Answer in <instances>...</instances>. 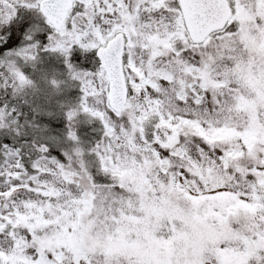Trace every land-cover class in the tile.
Wrapping results in <instances>:
<instances>
[{
    "label": "snow or ice",
    "instance_id": "1",
    "mask_svg": "<svg viewBox=\"0 0 264 264\" xmlns=\"http://www.w3.org/2000/svg\"><path fill=\"white\" fill-rule=\"evenodd\" d=\"M18 7L94 54L72 76L102 135L95 173L0 153V264H264V0H0V24Z\"/></svg>",
    "mask_w": 264,
    "mask_h": 264
},
{
    "label": "rangeland",
    "instance_id": "2",
    "mask_svg": "<svg viewBox=\"0 0 264 264\" xmlns=\"http://www.w3.org/2000/svg\"><path fill=\"white\" fill-rule=\"evenodd\" d=\"M28 13L32 18L29 23L16 21L18 12ZM38 13L35 10H29L24 7H18L15 17L7 24H0V153L6 149L16 152L20 159V148L14 146L10 141L12 136L22 137V150L36 149L38 144L41 147H63L69 146L71 150H66L69 155H74L72 148L74 145H82L84 141L78 136L84 123H91L90 120L85 119L84 116L90 117L88 114L80 111L79 105L82 96L79 81L73 79L72 73L78 70L71 62L59 64V55H64L59 51L53 52L48 50V36L49 30L44 23L42 17H37ZM10 26L13 31L11 38V46H4L6 36L2 35V30ZM16 41V42H15ZM15 43V45H14ZM35 44L36 53L34 59L25 60L21 57L13 55L17 50L24 47L26 44ZM15 46V47H14ZM13 47V48H12ZM72 50H78L85 54L92 56L91 52H84L78 46L73 47ZM71 50V51H72ZM70 51V52H71ZM65 57V55H64ZM66 59V57H65ZM8 62L14 63L15 67L21 71L25 78L29 81L28 84L20 85L18 81L7 71ZM89 67H93L89 65ZM85 71V70H82ZM55 79L57 81H54ZM61 93H64L61 97ZM68 93H71V99H76L75 108L67 109L60 112L61 106L64 102L70 101L66 99ZM73 97V98H72ZM71 104V103H70ZM56 109L55 117H58V123L62 119L67 125L66 129L50 130L47 127V122L53 121L50 126L54 127V119L52 114L48 113V109ZM74 111L76 115L69 120L67 114ZM94 119L93 117H90ZM74 132L76 140L69 138V131ZM102 135V131L100 137ZM8 141V142H6ZM98 141V140H97ZM96 141V142H97ZM86 144V143H85ZM49 145V146H48ZM95 144H87L89 159V170H96V161L90 149ZM36 152L28 151L26 158L29 162L28 166L20 159L25 169L31 171L34 161L43 155L39 150ZM39 153V154H38ZM38 154V156H36ZM68 155V156H69ZM47 157V156H45ZM51 158V157H48ZM67 160V159H66ZM93 166V167H92Z\"/></svg>",
    "mask_w": 264,
    "mask_h": 264
},
{
    "label": "trees",
    "instance_id": "3",
    "mask_svg": "<svg viewBox=\"0 0 264 264\" xmlns=\"http://www.w3.org/2000/svg\"><path fill=\"white\" fill-rule=\"evenodd\" d=\"M37 17H40L39 14L36 15ZM16 21H20L24 23H29V21L32 19L30 17V15L28 13H26V11L24 10V12L19 11L18 12V16L16 17ZM8 28H5L4 30H2V35L4 34L6 36V39L4 41V46H11V38L13 37L12 35L13 33V29L10 26H6ZM16 42V41H15ZM15 45V43H14ZM10 48V47H9ZM13 48V47H12ZM94 54L92 53V56ZM90 55L85 54L83 52H80L78 50H72L69 55L67 56V58L65 59L64 55H59L58 61L59 64H64L66 62V60L68 62H71L73 66H75L78 70H91L92 67H89V65L92 66L93 60L91 59ZM54 81H57L55 79H52ZM64 93H61V97ZM71 93H68L66 99H71ZM64 96V95H63ZM65 97V96H64ZM73 98V97H72ZM75 101L76 99H71L70 101H66L64 102V105L61 106L60 112H64L67 109H72L75 108ZM71 103V104H70ZM48 113L52 114V117L54 119V127L50 126V124L53 122L51 121L50 123L47 122V127L50 130H57V129H66L67 125L65 124V121L62 119L61 123H58V117H55L54 113L56 114H60L56 112V109L53 108L51 106V108L48 109ZM85 119H88L91 121V123L85 122L84 123V128H82L79 132V137L84 141V143H82V145H74L72 148H79L82 151V159L84 160L85 164L89 163V159L87 156V152H88V148H87V144L88 147L89 145L95 144L97 140H99L101 131H102V126L100 124V122L97 119H92L90 117H86L84 116ZM66 126V127H65ZM22 137L20 136H12L10 141L14 144V146L18 147L21 149L22 154L20 153V159L22 160V162H24L25 166L29 165V162H27V158L26 155L28 153V151L32 150L34 152H36L35 150H39L41 148V146H43V144H41V146H39L38 144L35 146L36 149H30V150H22L24 149V147H22ZM8 142V141H6ZM86 143V144H85ZM49 146V145H48ZM47 149L46 152L43 153V155L47 156V157H51V158H55L58 161L62 162V163H66L67 162V156L69 155L68 153L65 154V152H68L66 150H71V147L69 146H63V147H54V146H49V147H45ZM39 154V153H38ZM38 154L36 156H38ZM71 156V155H69ZM89 165V164H88ZM90 166V165H89ZM93 167V166H92ZM91 172L95 173V169H91Z\"/></svg>",
    "mask_w": 264,
    "mask_h": 264
},
{
    "label": "flooded vegetation",
    "instance_id": "4",
    "mask_svg": "<svg viewBox=\"0 0 264 264\" xmlns=\"http://www.w3.org/2000/svg\"><path fill=\"white\" fill-rule=\"evenodd\" d=\"M15 47V46H14Z\"/></svg>",
    "mask_w": 264,
    "mask_h": 264
}]
</instances>
